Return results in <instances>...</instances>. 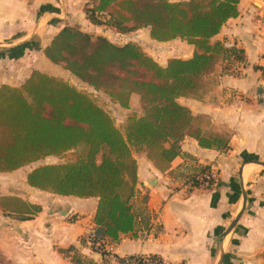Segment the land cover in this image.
<instances>
[{
	"label": "crops",
	"instance_id": "1",
	"mask_svg": "<svg viewBox=\"0 0 264 264\" xmlns=\"http://www.w3.org/2000/svg\"><path fill=\"white\" fill-rule=\"evenodd\" d=\"M90 4L91 0H0V88L20 87L34 71L58 77L62 67L52 64L44 49L64 28H78L113 43L105 35L107 27L88 19L85 8ZM179 41L185 43L179 39L165 43ZM211 42L241 51L242 60L227 53L203 77L196 96L177 102L190 111L204 137L227 138L228 147L203 149L185 137L178 143L179 155L165 169L146 155L134 156L135 229L117 242L103 241L116 258L158 256L166 264H264V0H239L237 18L228 20ZM185 45L181 59L194 52L193 46ZM63 72L61 78L69 80L66 77L71 76ZM38 163L0 173V198H18L40 209L28 220L0 209V264H75L76 260L117 264L105 262L87 241L95 232L98 200L31 188L27 174L43 166ZM208 169L215 174L213 186L187 184V176Z\"/></svg>",
	"mask_w": 264,
	"mask_h": 264
},
{
	"label": "trees",
	"instance_id": "2",
	"mask_svg": "<svg viewBox=\"0 0 264 264\" xmlns=\"http://www.w3.org/2000/svg\"><path fill=\"white\" fill-rule=\"evenodd\" d=\"M238 5L239 0H91L85 12L92 24L120 34L148 28L156 42L179 39L193 46L192 57L169 59L161 66L134 43L120 46L64 28L44 49L45 57L122 109L137 95L143 115L129 118L121 133L90 94L34 71L20 87L0 88V173L74 152V160L30 171L27 184L58 196L96 198V240L117 242L132 233L138 183L132 148H146V157L165 169L179 155L178 143L185 137L203 149L228 147L227 138L204 137L177 99L196 96L203 77L227 53L242 60L241 51L211 42L228 20L237 18ZM192 185L198 187L195 181ZM0 209L23 220L40 212L14 197L0 198ZM147 259L163 262L158 256Z\"/></svg>",
	"mask_w": 264,
	"mask_h": 264
},
{
	"label": "rangeland",
	"instance_id": "3",
	"mask_svg": "<svg viewBox=\"0 0 264 264\" xmlns=\"http://www.w3.org/2000/svg\"><path fill=\"white\" fill-rule=\"evenodd\" d=\"M170 2H181L184 0H168ZM107 32L105 35L109 37V39L116 45H124L127 43H134L138 45L147 55L151 56L157 62L167 63L169 59L173 58H184L186 54H183L182 51L186 49L185 43L177 42V43H165L158 44L156 41L152 40L149 35V31L145 28L138 29L128 34H120L114 29L106 28ZM93 38H96L95 35L91 34ZM98 36V35H96ZM188 45V44H187ZM62 67V66H61ZM63 68L58 71V78L64 77L65 72ZM50 72V71H49ZM70 77H66L69 80H64L76 87L78 90L84 91L90 94L91 98L103 108L109 116L112 118L115 126L121 133H124L125 127L127 125L128 119L131 117H141L143 115L142 106L140 103L139 97L136 95L134 99H130L128 109H122L118 104L112 101L107 95H105L102 91L94 90L92 87H89L86 84L80 82L76 77L71 75L68 71H66ZM65 78V79H66ZM63 79V78H61ZM203 81V79H202ZM147 149L142 148H132L133 156L147 155ZM74 152H69L60 157H46L40 160L36 165H49V164H61L71 160H74ZM48 158V159H47ZM50 158V159H49ZM197 177V176H196ZM187 184H193L196 182L195 175L191 174L187 176Z\"/></svg>",
	"mask_w": 264,
	"mask_h": 264
},
{
	"label": "built area",
	"instance_id": "4",
	"mask_svg": "<svg viewBox=\"0 0 264 264\" xmlns=\"http://www.w3.org/2000/svg\"><path fill=\"white\" fill-rule=\"evenodd\" d=\"M226 48L231 49L230 45H226ZM196 182L199 187L210 188L215 183V174L211 170H205L202 175L195 177ZM87 241L89 245L97 250L102 255V258L105 262H116L117 264H156L155 262L149 261L147 259L148 256H134L135 258L124 257V258H116L111 255L104 248L103 241L95 239V232H91ZM141 257V258H139ZM161 264H166L164 261Z\"/></svg>",
	"mask_w": 264,
	"mask_h": 264
}]
</instances>
